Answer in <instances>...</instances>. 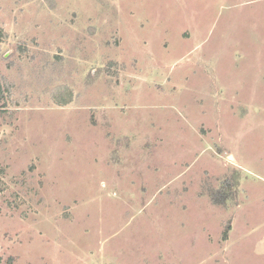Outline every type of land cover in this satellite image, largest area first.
<instances>
[{
    "label": "rangeland",
    "instance_id": "1",
    "mask_svg": "<svg viewBox=\"0 0 264 264\" xmlns=\"http://www.w3.org/2000/svg\"><path fill=\"white\" fill-rule=\"evenodd\" d=\"M0 264H264V0H0Z\"/></svg>",
    "mask_w": 264,
    "mask_h": 264
}]
</instances>
